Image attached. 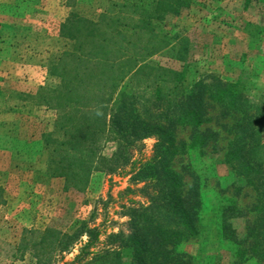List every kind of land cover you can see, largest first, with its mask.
I'll list each match as a JSON object with an SVG mask.
<instances>
[{"label":"rangeland","instance_id":"rangeland-1","mask_svg":"<svg viewBox=\"0 0 264 264\" xmlns=\"http://www.w3.org/2000/svg\"><path fill=\"white\" fill-rule=\"evenodd\" d=\"M121 1L0 0V264H87L96 253L117 251L118 242L110 236L128 233L129 209L148 205L139 189L152 181L142 170L152 161L157 136L136 142L124 162L115 160L119 147L110 139L111 130L102 137L99 133L88 154L86 145L85 161H91L87 182L53 175L51 146H45L49 134L64 139L62 132L56 133L64 111L53 96L61 83L55 65L75 50L76 41L63 34V23L72 14L101 23V15L112 9L116 14L113 3ZM195 5L157 25L180 36L181 49L186 47L183 58L195 65L198 77L213 73L226 83L239 81L247 97L264 105V0H196ZM66 58L67 68H73ZM154 59L163 66L179 65L167 52ZM89 82L97 86L96 80ZM136 90L146 99L154 91ZM221 112L220 107L210 109L213 119L200 128L218 132L203 147L189 148L190 127L177 133L185 150L173 168L183 174L187 189L197 177L205 190L215 193L201 217L200 235L181 245L192 264H232L216 228L217 195L233 182L224 163L230 137L223 125H231L234 117L223 118ZM238 201L247 214L234 223L243 232L254 217L255 193L244 189ZM57 233L59 239L53 237Z\"/></svg>","mask_w":264,"mask_h":264},{"label":"trees","instance_id":"trees-1","mask_svg":"<svg viewBox=\"0 0 264 264\" xmlns=\"http://www.w3.org/2000/svg\"><path fill=\"white\" fill-rule=\"evenodd\" d=\"M113 4L118 12L113 14L112 9L102 14L101 23L72 14L62 25L63 34L76 45L55 65L61 83L53 96L64 111L56 133L62 132L64 139L52 134L45 138V146H51L53 175L87 182L91 161H85L86 145L88 154L93 139L107 130L114 134L110 139L118 142L115 160L127 162L130 148L146 137L155 135L158 143L151 163L142 170L152 180L139 189L148 205L130 208L128 233L110 236L118 242L117 251L96 253L87 264H192L193 257L181 245L200 235L201 217L210 207L209 195L215 193L205 190L197 177L187 189L183 174L172 163L185 150L177 138L180 127L192 130L189 148L218 138L211 128L200 131L213 119L209 112L216 107L221 108L223 118L234 117L231 125H223L230 137L224 163L233 182L217 195L216 228L232 264H264V105L247 97L239 81L226 83L213 73L198 77L195 65L183 58L186 47L181 49L180 36H170L164 26L157 25L195 7L196 0ZM124 10L126 15L120 16ZM103 21L108 22L105 27ZM165 52L177 59V67L154 59ZM66 57L73 68H67ZM90 80H96L97 86L89 85ZM137 88L154 91L146 99ZM86 101L94 106V118ZM247 188L255 193L256 204L254 217L242 232L234 222L247 214L238 201ZM229 189L231 196H227ZM57 235L53 237L59 239Z\"/></svg>","mask_w":264,"mask_h":264}]
</instances>
